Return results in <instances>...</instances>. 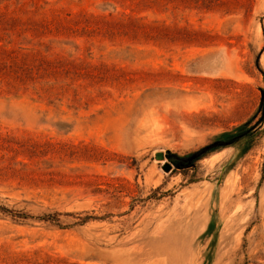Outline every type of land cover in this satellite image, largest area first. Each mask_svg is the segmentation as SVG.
I'll return each mask as SVG.
<instances>
[{"label":"rangeland","instance_id":"rangeland-1","mask_svg":"<svg viewBox=\"0 0 264 264\" xmlns=\"http://www.w3.org/2000/svg\"><path fill=\"white\" fill-rule=\"evenodd\" d=\"M39 4L71 16L11 45L47 74L0 92V264H264V0Z\"/></svg>","mask_w":264,"mask_h":264},{"label":"trees","instance_id":"trees-1","mask_svg":"<svg viewBox=\"0 0 264 264\" xmlns=\"http://www.w3.org/2000/svg\"><path fill=\"white\" fill-rule=\"evenodd\" d=\"M40 0H0V92L4 87L37 89L44 75L47 74L45 63L42 62V53L31 50L27 54L16 47H11L22 36L47 34L52 36L64 35L62 32L66 18L71 14L63 13L57 9L46 10L39 4ZM133 10H148L159 7L160 0H116ZM130 16L126 13L122 15ZM112 17L116 18L115 15ZM40 44L44 42L40 41ZM19 48H21L19 46ZM32 57L30 59L29 57ZM41 63H35L40 61ZM34 60V61H33ZM231 141V140H228ZM217 142L210 144L195 152V159L203 154L222 147L228 143Z\"/></svg>","mask_w":264,"mask_h":264},{"label":"water","instance_id":"water-1","mask_svg":"<svg viewBox=\"0 0 264 264\" xmlns=\"http://www.w3.org/2000/svg\"><path fill=\"white\" fill-rule=\"evenodd\" d=\"M157 158H164V153L159 152V153L157 154ZM164 168H165L166 170H169V169L171 168V165H170L169 163H166V164L164 165Z\"/></svg>","mask_w":264,"mask_h":264}]
</instances>
